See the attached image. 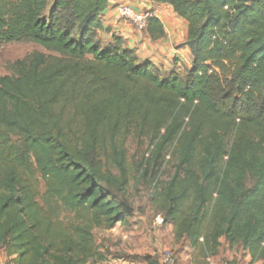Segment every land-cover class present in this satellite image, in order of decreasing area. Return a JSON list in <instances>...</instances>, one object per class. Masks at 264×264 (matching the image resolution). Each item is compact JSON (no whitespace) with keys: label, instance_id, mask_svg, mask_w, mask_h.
<instances>
[{"label":"trees","instance_id":"1","mask_svg":"<svg viewBox=\"0 0 264 264\" xmlns=\"http://www.w3.org/2000/svg\"><path fill=\"white\" fill-rule=\"evenodd\" d=\"M110 1L0 0V42L54 54L0 76V253L7 264L104 261L91 232L127 224L122 140L134 122L155 140L142 178L166 149L176 157L150 204L195 264L222 241L264 264V0H151L186 24L183 75L100 39ZM144 32L164 35L154 16Z\"/></svg>","mask_w":264,"mask_h":264},{"label":"rangeland","instance_id":"2","mask_svg":"<svg viewBox=\"0 0 264 264\" xmlns=\"http://www.w3.org/2000/svg\"><path fill=\"white\" fill-rule=\"evenodd\" d=\"M34 53L54 56L30 41L0 42V76H11L12 65ZM128 129L122 140L129 177L123 198L127 224H117L110 230L101 228L92 230L94 245L105 260L91 264H121L134 260L142 262L147 260V264H159L166 256L173 257L176 264H195L198 261L195 250L184 241L175 242L173 227L164 224L162 217L150 204L153 187L160 188L173 175L176 157L172 150L166 149L160 166L151 165L147 176L142 178L138 164L151 157L155 140L152 139L150 132L137 123H130ZM44 191V182L39 179V196L36 199L39 204ZM60 221L64 224L71 223L73 215L62 212ZM221 243L218 255L211 258L209 264H262L252 263L248 252L240 246H228L223 241ZM7 261L1 259L0 264H7Z\"/></svg>","mask_w":264,"mask_h":264},{"label":"crops","instance_id":"3","mask_svg":"<svg viewBox=\"0 0 264 264\" xmlns=\"http://www.w3.org/2000/svg\"><path fill=\"white\" fill-rule=\"evenodd\" d=\"M121 5L136 14L150 11L162 25L164 35L151 38L147 32L137 31L130 22L119 16L118 9ZM101 19L103 30L98 35L105 44L111 43L112 37L118 36L125 48L136 51L140 61L150 60L163 72L176 71L183 75L190 69L191 54L186 46V24L175 15L170 6L153 4L151 0H111ZM0 256V260L6 259L4 253L1 252ZM121 264H147V260Z\"/></svg>","mask_w":264,"mask_h":264},{"label":"built area","instance_id":"4","mask_svg":"<svg viewBox=\"0 0 264 264\" xmlns=\"http://www.w3.org/2000/svg\"><path fill=\"white\" fill-rule=\"evenodd\" d=\"M118 14L121 18L130 22L136 30L140 32L147 29L148 22L153 17V14L148 10L136 14L131 12L125 5H121L119 7ZM159 264H174V259L171 256H166Z\"/></svg>","mask_w":264,"mask_h":264}]
</instances>
